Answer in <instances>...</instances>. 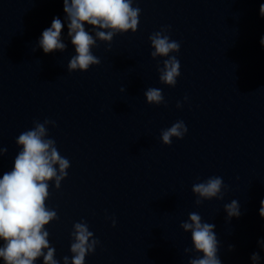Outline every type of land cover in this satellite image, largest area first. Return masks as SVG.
<instances>
[{"label": "clouds", "instance_id": "clouds-1", "mask_svg": "<svg viewBox=\"0 0 264 264\" xmlns=\"http://www.w3.org/2000/svg\"><path fill=\"white\" fill-rule=\"evenodd\" d=\"M63 11L66 14L68 37L74 46L75 55L67 65L69 72L87 71L90 66L98 65L99 58L92 54V48L97 46V40L110 45L117 33L135 32L139 24L140 9L132 6V0H63ZM260 14L264 17V4L260 5ZM94 29V36L86 30L85 25ZM64 28L60 18H53L51 26L42 32L38 41L45 54L57 50L63 52L67 45L62 42L61 33ZM168 28H162L150 35L153 58L167 57L163 67L159 69L161 83L174 87L180 75V62L175 55L180 44L171 40L165 33ZM264 46V37L261 38ZM148 104L159 105L164 101L158 88H148L145 92ZM187 99V98H185ZM181 105L178 103L177 107ZM53 123L45 120L34 122V127L21 133L17 145L21 151L14 159V167L0 178V259L3 264H35L42 257L43 264H59L55 259V248L50 246L49 232L45 226L57 220V212L46 207L49 197V182L54 181L60 188L61 181L67 176L70 167L68 159L62 157L56 147V142L47 137L46 125ZM187 132L183 121L175 122L170 128L162 130L163 144L170 145L172 138L182 139ZM0 149V155L6 152ZM58 166V167H57ZM224 181L219 176L195 183L192 192L197 197L195 203L204 200L223 199ZM227 220L239 218L241 213L237 200L224 205ZM259 215L264 218V200L260 201ZM115 226V220H113ZM180 227L191 234L193 249L202 254L192 258L189 264H222L218 256V239L214 232L215 225L205 222L196 213H189L188 219ZM70 244L71 259L63 257V264H85L87 254L95 251L99 241L93 238L86 222L73 225ZM261 251H264V238L257 241ZM229 245V251L234 249ZM193 249H185L190 252ZM252 264H260L259 252H253L250 257Z\"/></svg>", "mask_w": 264, "mask_h": 264}]
</instances>
